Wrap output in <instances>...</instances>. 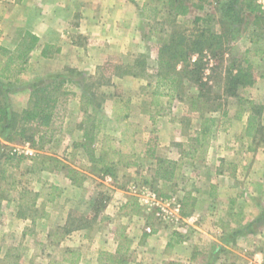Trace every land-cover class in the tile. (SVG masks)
<instances>
[{
	"label": "rangeland",
	"instance_id": "1",
	"mask_svg": "<svg viewBox=\"0 0 264 264\" xmlns=\"http://www.w3.org/2000/svg\"><path fill=\"white\" fill-rule=\"evenodd\" d=\"M164 1L129 0L127 18L113 34L91 42L75 34L71 38L79 50L52 49L47 60L37 50L19 70H11L13 76L0 79V103L8 117L27 107L32 81L63 80L42 147L37 135L32 143L0 125V264H165L175 259L186 264L179 260L195 250L207 258L199 254L194 264H216L212 258L220 250L210 238L201 241L185 217L194 206L203 212L210 203L208 180L196 175L212 173L221 156L226 161L220 167L237 173V190L250 192L238 198V207L264 201V0H237L235 22L226 12L230 0H184L186 15L174 14ZM202 30L223 34L222 49L216 45L203 53L205 85L180 76L171 97L153 96L157 74L172 71L159 68L160 47L173 34L193 38ZM18 38L10 36L5 46L13 47ZM19 40L18 48L23 46ZM10 54L17 51L1 50L0 62ZM238 69H248L253 82L238 85L231 95L228 73ZM199 90L202 97L196 100ZM251 104L263 126L254 140L243 135ZM14 151L25 156L17 167L15 161L4 163ZM47 155L74 166L86 179L72 184L65 169L43 158ZM177 156L170 181L154 177L158 158ZM195 189L198 201L191 199ZM140 191L163 199L167 213L145 203ZM223 197L216 199L218 205ZM247 213L257 221L242 233L248 240L236 246L230 240L225 249L248 253L246 264H264V208ZM220 214L213 219L227 233ZM213 219L206 218V229ZM185 237L187 247L173 244ZM113 239L120 242L117 259L108 256Z\"/></svg>",
	"mask_w": 264,
	"mask_h": 264
},
{
	"label": "crops",
	"instance_id": "2",
	"mask_svg": "<svg viewBox=\"0 0 264 264\" xmlns=\"http://www.w3.org/2000/svg\"><path fill=\"white\" fill-rule=\"evenodd\" d=\"M128 8L129 0H0V51L17 50L18 44H20L19 39H21L22 43L26 31L38 37L36 47L28 54L30 57L37 50L43 60H47L51 56L50 50L52 49L56 52L66 49L79 50L77 39L75 40V37L71 38V36L84 34L88 41L91 42L97 35H111L114 32L112 28L121 29L123 19L127 18ZM15 34L19 35L18 41L13 47L7 48L5 42L10 36ZM53 36H56V38H53ZM66 38L68 40L65 41ZM65 42H67V45H64ZM44 50L47 53L43 54ZM3 62L2 60L1 63L3 64ZM15 65H17L16 62L12 64V66ZM172 159L174 162L180 161L179 156ZM225 161V158L221 156L216 160V168L212 173L207 176L204 175V172L196 175V179L198 177L208 180L205 196L210 200V203L204 208L203 212H200L194 206V212L185 217V222L189 223L192 229L199 231L196 233L201 241L212 239L210 245L220 250L212 258L216 264H246L251 261L252 256L239 250L232 249L229 252L225 249L226 244L231 240L234 245H240V243L248 240V236H244L242 233L247 228H251L256 220L253 221L248 216L247 211L249 209H263L264 201L261 199L256 205L238 207L236 204L238 198H242V196L247 198L250 192L237 190L234 185L237 173L234 171L229 172L220 167ZM183 193L185 194L184 191ZM187 194L189 193L187 192ZM191 195L193 201L199 200V193L197 194L196 189L191 192ZM222 197L225 198V201L222 202V205H218L216 199L218 200V198ZM218 210L221 212L220 216H218L219 221L227 228H230L227 233L225 232L226 229L217 224L216 221L218 220L213 219V216L219 212ZM207 217L213 219L211 221L213 224L212 228H205L204 222ZM235 217L237 218L235 219ZM191 221L195 222L191 223ZM189 225L188 228L191 230ZM213 228L215 231L218 230L217 235L214 233ZM108 240V244H110V239L108 238ZM188 241L185 237L184 239L180 238L173 241V244L187 247ZM119 243L118 239H113L112 247L108 246V256L117 259ZM129 250L125 251V255L129 253ZM199 254V259L204 260L207 258L203 255L205 254L203 250L200 253L195 250L189 256H186L184 260L181 259L179 261H185L186 264H194L193 261ZM173 261L177 262V259Z\"/></svg>",
	"mask_w": 264,
	"mask_h": 264
},
{
	"label": "trees",
	"instance_id": "3",
	"mask_svg": "<svg viewBox=\"0 0 264 264\" xmlns=\"http://www.w3.org/2000/svg\"><path fill=\"white\" fill-rule=\"evenodd\" d=\"M166 4L171 6V10L176 15H186L189 12V6L184 0H165ZM237 0H230L226 12L230 13V19L232 22L237 21L238 12L236 10ZM199 18H196V20ZM223 34H213L205 31H199L193 38L187 37L183 34H173L170 36L168 44H164L160 47L159 51V68H171V72H167L164 75L157 74L155 84L151 94L155 97L160 96H172V92L177 88L178 77L185 76L191 81L202 87L204 82L201 80V68L202 60L204 57V51L213 52L216 45L222 49V38ZM233 37V33H231ZM38 37L26 31L23 38V46L18 48L17 54H10L7 56L3 64L0 62V79H8L12 75L11 70L20 69V63H25L28 54L32 49L36 47ZM217 49V48H216ZM223 51V50H221ZM47 53L45 50L43 54ZM214 53H217L214 51ZM196 56L193 60L192 57ZM192 60V62H191ZM17 63L15 68H12L13 63ZM173 64V65H172ZM181 64V68L177 69V65ZM59 77L43 79L39 78L29 84L30 95L28 105L18 114H9L0 103V125L3 130H12V135L18 136L22 140H30L34 142V137L37 135L38 141L42 147L47 132L52 127V119L54 117V108L58 101V93L62 87L63 80H59ZM228 81L231 84L230 88L231 95H235V90L238 85H247L253 82L251 74L248 69H238L236 72L228 73ZM2 82L0 81V86ZM167 89V92H163ZM172 91V92H170ZM199 93L196 96V100H199L202 95ZM86 101H89L88 96H82ZM196 101L192 102V106ZM247 117L245 126L243 128V135L247 138L254 140L263 130V126L259 121V111L254 104L248 106ZM224 114L226 112H223ZM12 140V136L7 138ZM25 158L22 154H17L16 151L7 153L5 155V164H11L15 161L17 167L20 161ZM46 161L56 165L57 170L65 169L66 177L74 185L80 184L86 179L85 174L74 166L67 165L64 161L60 160L55 156H43ZM158 172L154 174L155 178L162 179L163 181H170L173 177L175 168L174 161L166 159H157ZM12 165V164H11ZM107 172V170H102ZM108 174H112L108 169ZM180 239V238H179ZM178 239V240H179ZM119 251V248H118ZM126 251V250H125ZM124 251V252H125ZM165 264H179L177 262H167Z\"/></svg>",
	"mask_w": 264,
	"mask_h": 264
},
{
	"label": "built area",
	"instance_id": "4",
	"mask_svg": "<svg viewBox=\"0 0 264 264\" xmlns=\"http://www.w3.org/2000/svg\"><path fill=\"white\" fill-rule=\"evenodd\" d=\"M131 190H133L134 192L137 191L135 186H132ZM140 194H143L144 198H142V200L145 203H149V205H155L157 208L159 207L162 211H165L167 213V210L164 207L165 201L163 199L159 198L154 192H151V191H143L142 192V191H140ZM174 211L176 213L180 211V205L179 204H175ZM175 219L178 220L179 218L176 217ZM254 264H263V263L260 261H257Z\"/></svg>",
	"mask_w": 264,
	"mask_h": 264
}]
</instances>
